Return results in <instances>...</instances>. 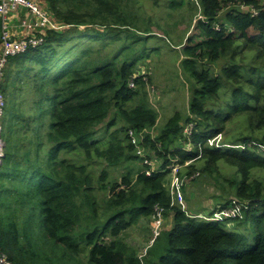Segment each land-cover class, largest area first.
I'll return each instance as SVG.
<instances>
[{
  "label": "trees",
  "instance_id": "1",
  "mask_svg": "<svg viewBox=\"0 0 264 264\" xmlns=\"http://www.w3.org/2000/svg\"><path fill=\"white\" fill-rule=\"evenodd\" d=\"M35 1L65 27L31 32L43 41L3 68L0 251L12 264H264L263 0H197L184 45L153 32L138 0ZM162 47L181 58L190 92L187 114L160 124L142 66ZM175 163L183 196L202 179L207 203L172 201ZM157 210L170 227L138 253L126 230Z\"/></svg>",
  "mask_w": 264,
  "mask_h": 264
},
{
  "label": "rangeland",
  "instance_id": "2",
  "mask_svg": "<svg viewBox=\"0 0 264 264\" xmlns=\"http://www.w3.org/2000/svg\"><path fill=\"white\" fill-rule=\"evenodd\" d=\"M169 1L170 0H157L155 2L154 0H138V5H141L142 11L150 14L153 18V21L157 22L162 27L159 29L153 25V32L163 36L162 30L163 28L167 27L169 28L168 30L171 29L169 33L171 38H173L175 41H178L180 38H182L181 41L184 42L183 45L187 44L188 39L186 38L198 33L192 24L188 25V22H190L192 18L201 17L197 0H184V3L174 10L173 17H168L163 14L164 10L168 6L167 4ZM37 5L39 6V4ZM39 8L44 9L41 6ZM22 12H26V9H23ZM181 19L183 20L180 21ZM57 25L61 28L65 27L61 23H57ZM20 31H22L23 34V28H21ZM20 31L18 34H20ZM198 38H194V41H196L195 39ZM175 48H177V46H175ZM180 59V57H177L176 52L168 50L167 47H162L158 54H151L150 61H146L148 65L146 64L142 66L145 70H147V73L151 79V82L148 83V91L150 94V100L152 101V106L158 111V123L160 124H163L166 119L169 118L175 111L180 112L182 115L187 114V101L189 98L190 87L186 77H184L185 75L181 71V66L179 64ZM233 128L234 127H230L224 134H222V136H219V139L218 137H215L210 141V143L217 145L221 144L223 139L229 138V134ZM145 131L148 132L151 131V129ZM223 144L226 145L225 143ZM143 149L142 151L140 149L141 155L149 154L151 156V160L148 161L149 166L154 169L158 168L162 160L156 158L146 147ZM187 149H189V146H187ZM137 163H140L139 160ZM168 166L171 168L169 173L170 190L172 175L174 173L173 168H175V172L177 174V171L181 166H178L177 164H169ZM101 168L102 166L97 167L95 176L98 175ZM109 170L114 176L117 177L120 176L122 171L125 172L126 168L118 167L116 170L113 168H110ZM226 171L229 172V169ZM182 182L183 179H181V186ZM203 182L204 181L202 179H198L196 181L192 187L193 191H191L189 194V197L191 198H188L187 194H184L183 196V192L180 188V193L174 194V202L181 205L183 209H187L188 207L198 208L204 203H207L206 196L209 191H207L206 185ZM203 214L208 215V208L206 210H201L200 215L202 216ZM154 219L155 216L151 218L149 224L146 223L145 219H141L137 224L132 225L128 230H126L127 242L132 247H135L138 253H143L144 248L150 242L151 236L154 232L155 223L152 226ZM169 220V214L165 216L162 214L161 223H159V226H161V231L170 227ZM42 240L43 236L39 237L37 241L41 242ZM52 247L53 246L51 245L50 248H47L49 251H51Z\"/></svg>",
  "mask_w": 264,
  "mask_h": 264
},
{
  "label": "built area",
  "instance_id": "3",
  "mask_svg": "<svg viewBox=\"0 0 264 264\" xmlns=\"http://www.w3.org/2000/svg\"><path fill=\"white\" fill-rule=\"evenodd\" d=\"M37 4L38 3L35 0H0V17L3 19L2 29L0 32V82L2 79L3 68L6 63L7 57L24 52L29 47H35L43 41V38L41 36L31 35V32L36 30H43L45 28H61L47 15L46 11L39 8L40 6H38ZM23 9H26V12H22ZM17 12L18 15H16L15 17L17 18L18 22L13 26V31L16 30L15 27H18L20 30L21 28H23L24 32L22 34V31H20V34H18V32L16 31L15 35H12L10 29L8 28L6 19H8L10 15L14 16L13 13ZM129 85L133 86L132 80L130 81ZM4 105L5 99L0 90V161L1 157L3 156L4 146L1 123ZM129 135L131 138V142L137 148V153L141 155L140 149L142 151V148H140L138 145V137L133 134L132 131H129ZM173 171L174 173L172 175L169 192L171 199L174 202V194L180 193L181 178L176 174L175 168H173ZM230 212L232 211L226 210L222 211L221 213L215 212L212 216H207L204 219H219V214L227 215ZM154 216L155 219L152 223V226L155 223L154 232L149 243H151L153 238L160 232L161 226H159V223H161V210H157ZM198 217L204 216L198 215ZM0 264H12V262L2 251H0Z\"/></svg>",
  "mask_w": 264,
  "mask_h": 264
},
{
  "label": "crops",
  "instance_id": "4",
  "mask_svg": "<svg viewBox=\"0 0 264 264\" xmlns=\"http://www.w3.org/2000/svg\"><path fill=\"white\" fill-rule=\"evenodd\" d=\"M13 15L14 16L10 15L9 18L6 19V22H7L8 28L11 31V34L15 35L16 31L17 32L20 31V29L18 27H15L16 30L13 31V26L18 22L17 18L15 17L16 15H18V12L17 13H13ZM2 23H3V19L0 17V32H1V29H2Z\"/></svg>",
  "mask_w": 264,
  "mask_h": 264
},
{
  "label": "clouds",
  "instance_id": "5",
  "mask_svg": "<svg viewBox=\"0 0 264 264\" xmlns=\"http://www.w3.org/2000/svg\"><path fill=\"white\" fill-rule=\"evenodd\" d=\"M1 90V89H0ZM2 93V92H1ZM3 95V94H2ZM4 97V96H3ZM5 99V98H4ZM4 109V108H3ZM2 117H3V114H2ZM1 123H2V118H1ZM2 133H3V129H2ZM2 137H3V135H2ZM3 154H4V146H3ZM3 157V156H2ZM2 157H1V159H2ZM0 163H1V161H0ZM209 221H213V220H209Z\"/></svg>",
  "mask_w": 264,
  "mask_h": 264
}]
</instances>
